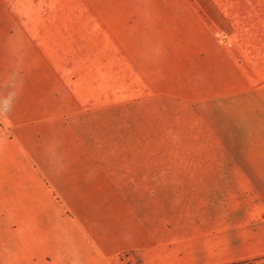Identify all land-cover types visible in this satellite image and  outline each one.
<instances>
[{"label": "crops", "instance_id": "0c3cea01", "mask_svg": "<svg viewBox=\"0 0 264 264\" xmlns=\"http://www.w3.org/2000/svg\"><path fill=\"white\" fill-rule=\"evenodd\" d=\"M95 1L112 68L141 50L144 81L223 104L204 154L152 150L183 143L87 106L69 11L0 0V264H264V0Z\"/></svg>", "mask_w": 264, "mask_h": 264}, {"label": "rangeland", "instance_id": "374dc122", "mask_svg": "<svg viewBox=\"0 0 264 264\" xmlns=\"http://www.w3.org/2000/svg\"><path fill=\"white\" fill-rule=\"evenodd\" d=\"M100 4V2L95 0H53L55 11H69L68 18L56 17V20L70 21L71 40L82 46V92L86 91L88 95L86 97L87 106L100 108L131 104L135 107L133 119L136 137L139 133V136H142V130L140 129H142L143 124H150L152 139L167 141L177 139L183 143L181 146L174 144L162 145L161 147L152 146V150L161 148V150H166V152L204 154L206 147L194 145L192 142L199 138L202 140L206 139L208 136L207 107L222 105V98H182L174 95V93L165 91V88L162 90L158 82L144 81L142 59L139 58L141 55H137L141 50L132 52L131 65L128 66V64L116 59L114 63L117 67L112 68L111 64H109L110 61L112 62V58L122 59V52L126 53L127 51H111L108 49V45H110L108 41L110 39L114 41L117 38L120 41L123 37L126 42L128 40L126 36L111 35L105 31V28L103 34L89 32V28H87L88 33H82V9H95V6L98 7ZM57 15L60 16L61 14ZM202 18L206 21L204 17ZM134 36L137 38L139 35ZM130 41L133 40L131 39ZM224 42L225 39L222 38L220 43L224 44ZM99 45L104 48L97 49ZM112 53L116 55L112 56ZM231 55L234 59H237L233 50ZM99 58L102 59L100 66H98ZM239 67L243 69L242 65H239ZM92 74H95L96 77L104 78V81H90ZM170 88L167 87L168 90ZM5 107L6 100L0 99V115L4 112ZM131 116L129 115V118L132 119ZM210 116L212 118V115ZM121 260L123 261L122 264H126L123 257ZM131 263L129 261L127 264Z\"/></svg>", "mask_w": 264, "mask_h": 264}]
</instances>
